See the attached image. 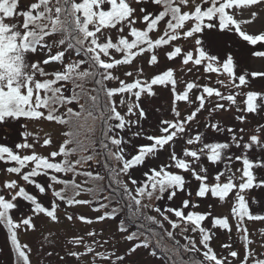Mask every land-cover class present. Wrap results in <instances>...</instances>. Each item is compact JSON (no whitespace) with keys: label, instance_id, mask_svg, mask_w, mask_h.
<instances>
[{"label":"snow or ice","instance_id":"1","mask_svg":"<svg viewBox=\"0 0 264 264\" xmlns=\"http://www.w3.org/2000/svg\"><path fill=\"white\" fill-rule=\"evenodd\" d=\"M261 2L264 0H34V2L22 6L21 0H0V124L21 118L26 120L45 119L48 122L74 125L77 128V131H65L63 135L67 139L61 144L58 151H52L49 156L36 153V144L27 142L28 137L33 134L27 131L22 133L25 142L17 144L16 148L30 149L32 150L31 155L21 156L14 153L10 147L0 145V161L15 162L18 165L7 167L5 171L17 174L23 181L33 184L40 194L51 191L54 197L64 201L68 206L92 203L89 200L75 198L84 190L81 185L74 181L60 180L53 173L75 172L76 165L81 164L82 161L69 159L77 149L68 146L79 143L77 138L79 129H87L88 133L94 134V123L99 120L101 122V135L106 141L103 145L106 154H110L112 159L122 165L118 170L113 167L117 176L115 182L121 183L119 180L121 174L128 176V180L122 183V190L126 197L123 208L117 202L116 207L111 208L110 212H104L97 216V222L106 219L115 220L121 211L126 210L132 221L143 219L146 222L158 224L162 229L164 222H167L172 229L180 228L182 233H198V241L192 235H185L184 237L187 244H185L183 251L199 253L202 257L193 261L192 264H233L234 260L237 261V264H264V258L256 256L251 248H246L245 258L239 259V253L232 250V246L227 243L221 245L227 250V255L219 256L211 247L213 233L202 224L211 216V212L188 211L186 213L184 209L189 208L190 200H183L179 208H161L154 203L164 200L165 194H167V199L171 201L176 197L178 191H185V177L177 172L167 170L174 167L191 173L194 179L200 182L196 192L199 198H205L211 194L212 197L224 201L230 193H235L231 214L236 218L237 230L242 233L241 238L246 245H251L253 241L246 234L247 228L242 226L245 219L264 221V215L253 214L250 211L246 199V196L254 188H264V180L256 182V177L252 171L255 167H264V161H252L247 155L236 156V160H242L243 167L238 170L241 171V175L237 178L230 166L226 165L224 171L215 174L212 185L207 182L206 173L208 169L200 165L202 155L206 156L212 164L220 163L225 159L232 160L231 156H225L226 151L233 144L238 148L241 147L240 141L243 140V136H238L235 129H227L231 134L232 144L215 142L204 144L199 148L188 147L202 142V134L198 132L194 137L189 136L185 140L186 147L182 148L179 155L172 147L177 139L184 137L191 122L195 119L196 113L203 110L205 102L203 95L197 97L199 101L197 109L183 120L179 119V109L173 108L174 119H161L157 126L160 135L146 134V139L151 143L138 145L136 154L132 155L130 159L127 158L124 147V144L130 143V141H125L122 135L126 130H131L133 126H136L137 131L132 135L140 136L139 129L142 126V121L148 118V112L142 106V98L155 95L153 86L167 88L171 85L169 90L174 93V100L178 102L189 101V90L198 87L194 83H187L186 90L176 92V79L174 78V71L171 69L154 77L140 79L139 77L144 75L143 67L131 69V65L138 56H143L146 52L149 53L150 59L147 62L149 65H155L158 62L157 49L165 45H172L174 50L166 52L165 55L168 59H173L182 52V48L175 46L173 42L183 39L186 42H191L195 48L202 45V40L199 37L206 30L232 31L233 26L235 31L250 44L256 45L258 42H264V34L248 35L241 31L240 23L228 12L234 6H249ZM105 4L110 6L108 10H104ZM152 4L162 6V10L156 14L150 12L149 5ZM204 4L209 6L205 8L202 6ZM138 21L144 23L147 30L137 29L135 24ZM161 22H163V34L158 35L155 39L151 38L150 33L153 30L160 31L158 26L161 25ZM125 28L129 30L130 36L134 39L129 40L124 35ZM110 30H116L118 34L116 40L111 36ZM54 48L56 49L55 53H53ZM115 54H121V58H115ZM254 55L264 56V52H256ZM37 56L44 58L42 60L34 59ZM81 56L83 58H74ZM198 57L193 59V52L189 51L183 57L182 65H187L190 61L195 65H201L202 62L207 61L206 70L208 72L217 71L213 68V63L217 62L215 55L207 54L201 47ZM53 63L59 65V69L52 72L45 71V66ZM84 65H88V67L84 68ZM121 66H127L121 75L125 78H133V82H127L126 79H121L120 75L114 73V70ZM222 68L229 77L235 76V65L231 55L222 63ZM49 76L52 78L49 79ZM246 76L247 74L235 76V80H238V84H235V80H233L235 87L239 88L246 85L248 83ZM251 76L253 78L264 77V72H253ZM106 81H117L118 86L94 88L91 92H96V95H92L89 90L83 87L84 82H92L97 86H102ZM68 84L75 85L71 89L73 95L64 96L63 89ZM76 88L80 89L79 98L76 94ZM100 91L105 92L107 103L100 105L99 111H97ZM203 92L208 97L215 95L220 100L229 102L227 106L222 103H215L213 111H230L232 105L235 104L233 95L225 96L213 87L204 86ZM245 95L246 108L241 109L237 106V111L255 113L258 108L255 101L261 94L249 91ZM118 96L120 99L117 102L115 97ZM126 96H131L132 99L129 101L125 98ZM80 98L86 99L87 105L80 104ZM74 102L78 104L79 111L69 107L66 111L67 118L57 114L59 108ZM120 108L125 111L122 113ZM236 119L243 123L246 117L240 115ZM89 121L92 122L93 126L89 127ZM209 126L216 131L225 130L218 123ZM23 127L27 128V125H23ZM243 132V128L239 129V133L242 134ZM35 140L38 143L39 137H35ZM51 144L52 138L45 134L40 146L46 148ZM164 146L171 149L170 164L160 165L158 169H149L148 172L144 173L146 179L143 183L131 177L130 170L133 167L143 165L146 158L156 156L159 151L164 149ZM254 146L264 150V142L260 136L255 134L251 135L249 141L243 144V147L249 150ZM58 156L63 157V159L60 162H54ZM88 159H92V157L89 156ZM29 162L34 167L30 171L22 173V169ZM193 165L199 167L200 171H196ZM225 173H228L225 182H221V177L225 176ZM83 174L89 177L93 176L92 173ZM38 176L49 178L50 183L47 187L34 179ZM94 178L103 179L99 175ZM237 179H239V183H236ZM54 184H63L65 188L56 190ZM69 187L74 191L72 197H67L64 194ZM3 189L13 194L11 199H6L4 195H0V223H3L8 230V238L16 255L15 264H30L29 255L26 251L28 246L20 244L17 230L21 225L24 226L25 230L29 228L35 230L34 217L41 214L51 221L57 222L59 205L53 200L50 207H45L39 202L37 196L29 194L16 180L6 181ZM87 191L92 192L93 190L88 189ZM187 195L191 196L190 190ZM17 197L29 202L31 208L29 216L23 217L22 215L19 221H14L10 211L18 208L14 202ZM192 206L198 207V205ZM107 207V204H100L98 208L93 210L99 212ZM152 212H155L160 219L151 215ZM169 214L177 219H171ZM66 218L69 221L74 219L72 215H68ZM75 218L88 224L93 223L92 219L82 215ZM212 227L231 231L227 217H213ZM118 232L125 241L133 242L123 254L116 255L113 252L112 255H105L102 252H97L92 245L84 244L83 237H80L74 238L70 242L75 245L84 244L85 251L83 253L71 251L68 255L79 259L81 255L91 253L95 258L106 261L107 264H129V258L141 248L148 250L149 255L154 257L158 256L159 253L169 256L172 254V249L167 247L163 237L174 240L173 231H166L163 237L151 231L146 234L139 231L129 232L128 225L124 220H121ZM96 235L95 232L88 233L90 237ZM261 235L264 236V230L261 231ZM107 243L108 241L105 240L104 244ZM112 256H115V260L112 259ZM159 258H163V256L160 255Z\"/></svg>","mask_w":264,"mask_h":264},{"label":"rangeland","instance_id":"2","mask_svg":"<svg viewBox=\"0 0 264 264\" xmlns=\"http://www.w3.org/2000/svg\"><path fill=\"white\" fill-rule=\"evenodd\" d=\"M31 2H34V0H21V5L25 6ZM202 6L206 8L209 5L204 4ZM109 7L110 6L108 4L103 6L104 10H108ZM159 7L160 6L155 4L149 5V11L156 14L159 11ZM228 12L240 23V30L245 34H264V2L249 6H234L229 9ZM253 13H255V16H253ZM137 15H139V13H137ZM135 27L137 29L147 30L146 25L140 21L135 24ZM158 27L160 28V31L157 32L156 30H153V32L150 33L151 38L155 39L158 35L163 34V22H161V25ZM110 34L114 40L118 38L116 30H110ZM124 35L129 40L134 39L130 36L127 28H125ZM199 38L202 40V45L195 48L191 42H186L183 39L173 42L175 46H180L182 48L181 54L176 58L168 59L166 57L165 53L174 50V47L172 45H165L156 50L158 62L155 65L148 64L147 61L150 59V54L147 52L144 53L143 56H138L134 60L131 65L132 70H135L138 67H143L144 69V75L140 76V79L154 77L155 75L162 74L164 71L171 69L174 71V78L176 79V92L186 90L187 83H194L198 85V87L189 90V101L178 102L174 100V93L169 90V88L172 87L171 85L167 88L163 86H153L155 95L145 96L142 98V106L147 110L148 118L147 120L142 121V126L139 129L140 136L137 137L132 135V133L137 131L136 126H133L131 130H126L122 135L125 141H130V143L126 142L124 144L127 158L130 159L132 155L136 154L138 145H148L151 143L146 139V134L160 135L157 126L161 119H174L175 113L173 108L179 109V119L183 120L197 109V105L199 104L197 97L199 95H203L205 97L203 110L196 113L195 119L191 122L190 127L184 134V137L182 139H177L173 143L172 147L179 155L182 148L186 147L185 140L189 136L194 137L198 132L202 134V142L188 147L199 148L204 144L215 142L232 144L231 134L227 131L229 128L235 129L238 136L242 135L243 140L240 141L241 147L238 148L233 144L232 147L225 153V156L232 157L231 161L225 159L220 163L212 164L207 160L206 156L202 155L200 157V165L208 169L206 173L208 176L207 182L209 185H212L214 183L213 177L215 174L224 171L226 165L230 166L231 171L235 173L237 178L241 175V171L238 170L243 167L242 160H236V156L247 155V157L252 161H264V150L255 146L251 150L243 147V144L247 143L249 141V137L253 134L260 136L262 142H264V77L253 78L251 76V73L253 72H264V56L254 55L256 52H264V42H258L256 45L250 44L235 31L234 26L232 31L206 30L204 33L200 34ZM201 47L207 54L215 55L217 57V62L213 63V68L217 69V71L208 72L206 70L207 61L202 62L201 65H195L191 61L187 65H182V59L189 51L193 52V59L199 58L198 53ZM55 51L56 49L54 48L53 53H55ZM229 55H231L234 61L235 76L247 74L246 79L248 80V83L246 85H242L239 88L235 87L233 84L235 76L229 77L227 73L223 72L222 63L226 61ZM43 58V56L34 57V59L41 60ZM115 58H121V54H115ZM83 67L87 68L88 65H84ZM126 67L127 66H121L115 69L114 73L116 75H120L121 79H126L127 82H133V78H125L121 75L122 72L126 70ZM58 69L59 65L55 63L45 66V71L48 72ZM48 78L50 79L52 77L49 76ZM218 81L223 83H219ZM235 84H238V80H235ZM73 86L74 85L72 84L65 86L63 94L71 96V89H73ZM116 86H118L117 81H106L105 88ZM204 86L213 87L225 96L228 94L233 95L235 97V104L232 105L231 110L213 111L215 103H222L227 106L229 102L227 100H220L215 95L208 97L207 94L203 92ZM100 87H103V85ZM249 91L261 94L255 101L258 105L257 111L255 113L237 111V106L241 109L246 108L245 94ZM125 98L129 101L132 99L131 96H126ZM115 99L118 102L120 97H115ZM101 100L104 102L103 104L107 103L106 96H104V99L101 98ZM83 103L84 102L80 100V104ZM74 104L77 103L74 102L72 104H66L59 108L58 115H64L66 117L67 108H75ZM75 109L77 110L78 108ZM119 110L122 113L125 111L123 108H120ZM240 115H244L246 117L243 123L236 119V117ZM132 119H135V117H132ZM217 123L225 130L222 132L216 131L209 126ZM23 125H27V128H24ZM241 128L244 129L242 134L239 133V129ZM68 130L69 125L48 122L45 119L26 120L21 118L19 120H9L5 124H0V145L10 147L14 153L21 156L26 154L31 155L32 150L30 149L16 148L17 144L25 142L22 133L27 131L33 134L28 137L27 142L36 144V153L43 156H49L52 151L59 150L61 144L65 141V139H67L63 133ZM45 134L52 138V144L46 148L40 146L43 143ZM35 137H39L38 143L36 142ZM80 139L81 135L78 140ZM68 147L72 148V145H69ZM170 151L171 149H169L168 146H164V149L159 151L156 156L146 158L143 165L133 167L130 170L131 177L135 178L138 182L143 183L146 179L144 173L148 172L149 169H158L160 165L170 164ZM86 152H90V147L81 153ZM79 156L80 155H78V157ZM78 157L76 158L75 155L69 157V159L71 161H75ZM62 159L63 157L58 156L54 162H60ZM105 159L107 160L106 166L111 170L110 179L113 185L111 186L110 184V187L112 190H119L118 195H114V193L111 194L109 189L110 193L101 195L95 194V191L89 192L84 189L80 192V195L75 198L89 200L92 201V203L87 205L72 206H68L64 201L54 197L51 191L46 192V194H40L33 184L23 181L19 175L7 173L5 171L7 167L18 166L15 162L5 163L4 161H0V195H4L6 199H11V195L13 193L3 189V185L8 180H16L29 194L37 196L39 202L45 207H50L51 201L53 200H55L59 205L57 208V222H53L45 215L41 214L34 217V223L36 225L35 230L30 228L25 230L23 225H21L17 230L20 244L28 246L26 251L29 255L30 264H107L106 261L95 258L91 253L81 255L79 259L68 255V253L71 251L83 253L85 251L84 244H89L92 245L97 252H102L105 255H112L113 252L116 255L123 254L129 247L130 243L133 242L125 241L123 236L118 232L119 222L121 220H124L128 225L129 232L139 231L140 233L146 234L151 231L152 233L160 234L163 237V234L166 231H173L175 236L174 240H168L166 237H163L167 243V247L172 249L171 256L159 253L158 256L154 257L149 255L148 250L141 248L129 258V264H181L179 261L182 256H180V251L177 248L181 247L182 244H187V240L184 238L185 235L195 236L198 241V233H182L180 228L172 229L171 225L167 222H164V227L162 229L158 224L146 222L143 219L132 221L126 213V210L121 211L115 220L106 219L100 222L96 221L97 216L102 215L104 212H110L111 208L116 207L117 202H119L120 206L123 208V204L126 199L124 195L120 194V190L122 183L128 180V176L121 174L119 177L121 183L117 184L115 182L117 179L116 171H113V167L118 170L119 167H122V165L112 159L110 154H106ZM95 162L96 160H94V164L97 165ZM95 165L92 166L93 168L90 170H95ZM32 167H34V165L29 162L22 169V173L30 171ZM193 167L196 168V171H200L199 167L196 165H193ZM80 169L81 167L76 165L75 172H68L67 174H53L57 175L60 180L69 182L74 181L76 184L83 187V185H85L83 182L87 184L89 182L85 177H83V175H77ZM85 169L87 170V167ZM167 170L177 172L185 177V191H178L176 197L171 201L167 199V194H165L164 200L154 202L157 206L161 208H179L182 205L183 200L188 199L191 203L189 208L184 209L186 213L188 211H195L197 213L211 212V216L203 221L202 224L206 229H209L213 233L211 247L219 256L227 255V250L221 247L222 244L227 243L232 246V250L239 253V259L245 258L246 248H251L256 256L264 258V236L261 235V231L264 230V221H248L245 219L242 226L247 228L246 234L253 241L251 245H246L241 238L242 233L237 230L236 218L231 214V210L234 205V192L230 193L224 201H221L219 198L212 197L211 194H208L205 198H199L196 195V192L200 182L194 179L191 173L175 169L174 167H170ZM252 171L256 177V182L264 180V167H255ZM201 174L203 175L204 173ZM227 174L228 173H225V176L221 177V182H225ZM34 179L38 183L45 185V187H47L50 183L49 178L46 176H38ZM239 182V179H237L236 183ZM129 186L131 187V185ZM54 188L56 190H61L65 188V185L54 184ZM189 190L191 191V196L187 195ZM64 194L67 197H72L74 195V191L71 187H69ZM246 199L248 200L250 211L253 214L264 215V188H254L251 190L250 194L246 196ZM14 202L18 205L17 209L10 211V215L14 221H19L22 218V215L23 217L30 215L31 205L29 202L24 201L20 197H17ZM100 204H107L108 207L101 209L99 212L94 211L93 209L98 208ZM192 205H198V207H193ZM150 214L157 216L155 212ZM68 215H72L74 219L72 221L67 220L66 217ZM81 215L92 219L93 223L88 224L75 218ZM169 215L171 219H177L175 216H172L171 214ZM213 217H227L231 225V231L229 232L228 230L220 229L218 227L213 228ZM157 219H160V217L157 216ZM89 232H95L97 235L95 237H90L88 236ZM8 236L9 234L7 228L3 225V223H0V264H15L16 262L14 250L11 247ZM80 237H83L84 244L75 245L70 242L74 238ZM105 240L108 241L107 244H104ZM93 241H95V243H93ZM100 245L103 246L101 247ZM48 253H51V255H48ZM160 255H162L163 258H159ZM112 259L115 260V256H112ZM233 264H237V261L234 260Z\"/></svg>","mask_w":264,"mask_h":264},{"label":"trees","instance_id":"3","mask_svg":"<svg viewBox=\"0 0 264 264\" xmlns=\"http://www.w3.org/2000/svg\"><path fill=\"white\" fill-rule=\"evenodd\" d=\"M161 10H162V6L159 7V11H161ZM80 58H83V57H80ZM95 85L96 84H94L92 82H84L83 83V87L86 90L90 89L89 90L90 92H91L92 89L100 87V86H97V85L95 87ZM57 86H60V85H57ZM105 86H106V82H105V85H103V88H105ZM74 87H75V85L73 86V88ZM79 92H80V89L76 88L77 96H78ZM93 93H94V95H96V92H91L92 95H93ZM71 95H73V92L71 93ZM64 96H68V95L65 94ZM104 96H105V92L104 91H100L99 92V97H98V100H97V106H98L97 107V111H99V106L104 103L101 100V98L104 99ZM78 98H79V96H78ZM80 100H82L84 102L83 104L87 105L86 99L80 98L79 99V103H80ZM74 106H75V108H78V109L76 110L73 107H71V108L76 110V111H79L78 104H74ZM91 126H93L92 122L89 121V127H91ZM94 128H95L94 134L88 133L87 129H79L78 130L79 134H78V137H77V138H79V136L81 135V139L79 140V143L78 144H70V145H72V148L77 149V151H75V153L72 156L76 155V158H77L78 155H80L78 157V159H80L82 161V163L79 164V166L81 167L79 173H81V174H77V175L78 176L83 175V177H85L88 180V182H89L88 184L83 182L85 184L82 187L83 189H86V190L93 189V191H95V194H98V195L110 193L109 192V190H110L111 194L114 193V195H118L119 190H117V189L116 190H112L111 187H110V184H111V186L113 185V183H112V181L110 179L111 170L108 169V167L106 166L107 165V160L105 159L106 150H105V148L103 146L106 141H105L104 136L101 135V131H100L101 122L99 120L95 121ZM69 130L77 131V128L74 125H69ZM88 147H90V152L81 153V152L85 151L86 149H88ZM89 156H91L92 159H88ZM94 160H96L95 163H97V165L94 164ZM84 161H86V162H84ZM94 165H95V167H94L95 170H90L91 168H93L92 166H94ZM86 167H87V170L85 169ZM86 172L87 173H92L93 176L89 177V176L84 175L83 173H86ZM96 175H99L100 177H103V179H101V180L95 179L94 177ZM109 179H110V183H109ZM105 183H106V185H105ZM115 192H116V194H115ZM120 192H121L120 193L121 195H124L123 190H122V186H121ZM9 242H10V240H9ZM184 246L185 245L182 244L181 247L177 248L180 251V256H182V258L179 261V263H181V264H190L191 263L192 264L193 261L199 260V259L202 258L197 253L183 251ZM14 254H15V252H14ZM15 257H16V255H15Z\"/></svg>","mask_w":264,"mask_h":264}]
</instances>
